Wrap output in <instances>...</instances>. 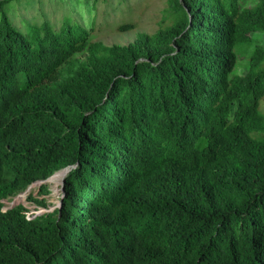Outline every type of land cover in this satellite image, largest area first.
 I'll use <instances>...</instances> for the list:
<instances>
[{
  "label": "trees",
  "instance_id": "1",
  "mask_svg": "<svg viewBox=\"0 0 264 264\" xmlns=\"http://www.w3.org/2000/svg\"><path fill=\"white\" fill-rule=\"evenodd\" d=\"M22 1L0 0V264H264V0H166L126 45ZM65 169L60 207H4Z\"/></svg>",
  "mask_w": 264,
  "mask_h": 264
},
{
  "label": "rangeland",
  "instance_id": "2",
  "mask_svg": "<svg viewBox=\"0 0 264 264\" xmlns=\"http://www.w3.org/2000/svg\"><path fill=\"white\" fill-rule=\"evenodd\" d=\"M109 1L99 0L96 10L88 9L92 0H89L87 8L80 4V0H42V5L35 3L34 6H24V1L17 2L16 21L19 22L22 18L30 19L40 12H44L52 23L59 26L62 17L71 9V15L78 21L83 24H89L92 17L96 14L95 39L108 45H126L134 41L139 33H153L157 31L166 15V0H125L123 3H118V0H111V4H109ZM128 5L130 9H133L130 13L126 8ZM142 7L144 8L142 9ZM123 19L136 21L138 24L137 28L124 33L114 31L115 25ZM256 42L264 45V34L258 36ZM243 64L244 60L242 61ZM58 173L60 172L57 171L56 174ZM61 174L62 176H60L59 181L52 179L54 175L43 182H37L14 198L5 200V205L13 202L22 203L27 208V213L29 214H40L60 207L61 183L65 173L63 174L61 171ZM42 183H46L48 186V194L40 193L39 188ZM31 196L41 201L45 200L46 206L33 202L30 199Z\"/></svg>",
  "mask_w": 264,
  "mask_h": 264
},
{
  "label": "bare ground",
  "instance_id": "3",
  "mask_svg": "<svg viewBox=\"0 0 264 264\" xmlns=\"http://www.w3.org/2000/svg\"><path fill=\"white\" fill-rule=\"evenodd\" d=\"M60 176H62L61 172L56 174L52 179L55 180V181H59Z\"/></svg>",
  "mask_w": 264,
  "mask_h": 264
},
{
  "label": "water",
  "instance_id": "4",
  "mask_svg": "<svg viewBox=\"0 0 264 264\" xmlns=\"http://www.w3.org/2000/svg\"><path fill=\"white\" fill-rule=\"evenodd\" d=\"M68 171V169H65V170H62V173L64 174V173H66ZM59 172H61V170L59 171ZM57 173V172H56ZM56 173H54L51 177H53ZM50 178V177H49ZM43 181H45V180H43ZM43 181H40V182H43Z\"/></svg>",
  "mask_w": 264,
  "mask_h": 264
},
{
  "label": "built area",
  "instance_id": "5",
  "mask_svg": "<svg viewBox=\"0 0 264 264\" xmlns=\"http://www.w3.org/2000/svg\"><path fill=\"white\" fill-rule=\"evenodd\" d=\"M10 204H12V203H8V206L10 205ZM7 205H5L4 207H6ZM32 214H29V213H27V216L30 218V216H31ZM34 215V214H33Z\"/></svg>",
  "mask_w": 264,
  "mask_h": 264
}]
</instances>
